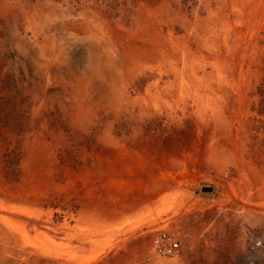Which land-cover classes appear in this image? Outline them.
Masks as SVG:
<instances>
[{"label": "rangeland", "instance_id": "1", "mask_svg": "<svg viewBox=\"0 0 264 264\" xmlns=\"http://www.w3.org/2000/svg\"><path fill=\"white\" fill-rule=\"evenodd\" d=\"M263 80L264 0H0V264H264Z\"/></svg>", "mask_w": 264, "mask_h": 264}, {"label": "built area", "instance_id": "2", "mask_svg": "<svg viewBox=\"0 0 264 264\" xmlns=\"http://www.w3.org/2000/svg\"><path fill=\"white\" fill-rule=\"evenodd\" d=\"M153 248L156 255L170 258L177 256L181 250L180 242L168 232H159L153 239ZM258 247L264 249V244H258Z\"/></svg>", "mask_w": 264, "mask_h": 264}, {"label": "water", "instance_id": "3", "mask_svg": "<svg viewBox=\"0 0 264 264\" xmlns=\"http://www.w3.org/2000/svg\"><path fill=\"white\" fill-rule=\"evenodd\" d=\"M214 191H215V188L213 186H208V185L201 187V190H200V192L203 194H212L214 193ZM198 193L199 191L196 192V194Z\"/></svg>", "mask_w": 264, "mask_h": 264}, {"label": "trees", "instance_id": "4", "mask_svg": "<svg viewBox=\"0 0 264 264\" xmlns=\"http://www.w3.org/2000/svg\"><path fill=\"white\" fill-rule=\"evenodd\" d=\"M259 95L262 97V103L264 105V80L262 85L259 87Z\"/></svg>", "mask_w": 264, "mask_h": 264}]
</instances>
